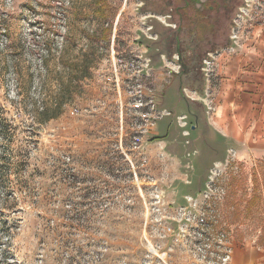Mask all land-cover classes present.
Instances as JSON below:
<instances>
[{"label":"rangeland","instance_id":"374dc122","mask_svg":"<svg viewBox=\"0 0 264 264\" xmlns=\"http://www.w3.org/2000/svg\"><path fill=\"white\" fill-rule=\"evenodd\" d=\"M167 1L0 0V264H208L176 221L206 204L227 264H264V0L240 2L185 90L201 137L154 44Z\"/></svg>","mask_w":264,"mask_h":264},{"label":"flooded vegetation","instance_id":"af4514ba","mask_svg":"<svg viewBox=\"0 0 264 264\" xmlns=\"http://www.w3.org/2000/svg\"><path fill=\"white\" fill-rule=\"evenodd\" d=\"M242 0H168L167 15L172 23L157 36V44L162 54L171 55L176 59L177 70L175 81L180 97L187 104L189 124L196 130L198 137L201 133L210 132L200 112L202 104L185 93L186 88L198 92L203 82L202 62L211 48L230 42L232 22L235 10ZM199 93V92H198ZM187 118L186 115H184ZM186 125L187 121H186ZM189 135V131H188ZM187 135V136H188ZM188 142V140H186ZM202 155L198 158L201 161Z\"/></svg>","mask_w":264,"mask_h":264},{"label":"built area","instance_id":"2783aa9c","mask_svg":"<svg viewBox=\"0 0 264 264\" xmlns=\"http://www.w3.org/2000/svg\"><path fill=\"white\" fill-rule=\"evenodd\" d=\"M185 118L183 115L179 118V125L186 127V121H182ZM184 136L188 135V131H182ZM189 205L194 206L193 198L189 195L185 196ZM180 217L178 220V228L182 225H188L187 221H195V225L198 228L196 233L202 237V240L194 242L195 252L199 255V258L208 264H227L230 258V250L224 245V239L226 234L224 232V220L222 219L219 209H215L213 204H206L198 210V214L191 215L190 210L188 214L185 213V207L180 208ZM183 223H181V221ZM169 230H172L168 227Z\"/></svg>","mask_w":264,"mask_h":264},{"label":"trees","instance_id":"16d2710c","mask_svg":"<svg viewBox=\"0 0 264 264\" xmlns=\"http://www.w3.org/2000/svg\"><path fill=\"white\" fill-rule=\"evenodd\" d=\"M154 44H157V42H154ZM158 45V44H157ZM202 89L201 88H199L198 89V92L201 94L202 92ZM62 96H64L63 94H62ZM52 117H54V115H49V116H47V117H45L46 119H44V120H47V119H49V118H52ZM41 122H42V120H41ZM27 159H28V157H26L25 159H18V160H16L15 161V163L13 162V164H15L14 166H16V167H18V166H22V165H24L25 166V163H26V161H27ZM2 159H1V157H0V172L2 173ZM254 176H253V179H254V182L255 181H257V175H256V173H254L253 174ZM258 197L254 194L251 198H250V200L248 201V204H249V206L250 205H253V204H255V201H256V199H257ZM237 207H238V205H237ZM223 220H224V218H222ZM263 235H261V237L263 236V238H260V240H259V244L261 245V243L262 242H264V230H263ZM262 239V240H261ZM11 264V263H10ZM15 264H17V263H15Z\"/></svg>","mask_w":264,"mask_h":264},{"label":"crops","instance_id":"0c3cea01","mask_svg":"<svg viewBox=\"0 0 264 264\" xmlns=\"http://www.w3.org/2000/svg\"><path fill=\"white\" fill-rule=\"evenodd\" d=\"M220 116V115H219ZM216 122L219 124V127L218 126H213V128L216 130V131H219L220 133H224L225 130L228 128H230L229 126H227L225 123H222V120H221V117H218ZM211 124V123H210ZM234 126V125H233ZM221 128V129H220ZM224 130V131H223ZM234 136L233 138H236L235 135H232ZM245 262V261H244ZM247 264V263H246Z\"/></svg>","mask_w":264,"mask_h":264},{"label":"water","instance_id":"95a60500","mask_svg":"<svg viewBox=\"0 0 264 264\" xmlns=\"http://www.w3.org/2000/svg\"><path fill=\"white\" fill-rule=\"evenodd\" d=\"M202 92H203V91H202ZM194 128H195V125H192V126H191V130H193Z\"/></svg>","mask_w":264,"mask_h":264}]
</instances>
